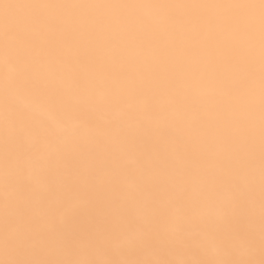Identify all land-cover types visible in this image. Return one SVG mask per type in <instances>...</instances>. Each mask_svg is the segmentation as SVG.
<instances>
[{
	"label": "bare ground",
	"instance_id": "6f19581e",
	"mask_svg": "<svg viewBox=\"0 0 264 264\" xmlns=\"http://www.w3.org/2000/svg\"><path fill=\"white\" fill-rule=\"evenodd\" d=\"M264 264L261 0H0V264Z\"/></svg>",
	"mask_w": 264,
	"mask_h": 264
},
{
	"label": "snow or ice",
	"instance_id": "6c2138e0",
	"mask_svg": "<svg viewBox=\"0 0 264 264\" xmlns=\"http://www.w3.org/2000/svg\"><path fill=\"white\" fill-rule=\"evenodd\" d=\"M261 8L264 9V0H261ZM7 264H19V262H7Z\"/></svg>",
	"mask_w": 264,
	"mask_h": 264
}]
</instances>
